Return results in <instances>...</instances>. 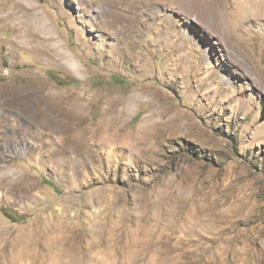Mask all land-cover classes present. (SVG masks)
Returning <instances> with one entry per match:
<instances>
[{"label": "rangeland", "instance_id": "374dc122", "mask_svg": "<svg viewBox=\"0 0 264 264\" xmlns=\"http://www.w3.org/2000/svg\"><path fill=\"white\" fill-rule=\"evenodd\" d=\"M241 1L0 0V264L62 231L66 264H264V8Z\"/></svg>", "mask_w": 264, "mask_h": 264}, {"label": "bare ground", "instance_id": "6f19581e", "mask_svg": "<svg viewBox=\"0 0 264 264\" xmlns=\"http://www.w3.org/2000/svg\"><path fill=\"white\" fill-rule=\"evenodd\" d=\"M241 5H242V10H244L245 12L249 10V7H253V8H264V0H243L241 1ZM37 8V7H36ZM34 8L33 11L31 12L30 15H32V24H35L34 26H37L41 32L43 33L44 36H40L38 40H34L32 42H36L37 44L35 46H38V51L40 50L42 53L46 52L47 54L50 53L55 61L58 62H62L63 64H65L66 66L70 67V71H73L76 75H80L81 72L84 70L82 68V64L81 62L78 60V58L76 57V55L70 54L69 52H67L65 50V48L58 42V37L55 36V31L53 30V28L47 23L46 18L42 15V13L39 12L38 9ZM30 11V9H28ZM251 11V10H250ZM25 13V12H24ZM22 14V13H21ZM29 14V13H28ZM16 15V14H15ZM19 15V13H18ZM24 15V14H22ZM21 16V15H20ZM17 19V18H15ZM27 34V33H26ZM33 45V44H32ZM53 46V47H52ZM84 74V73H83ZM69 93V92H68ZM67 93V94H68ZM66 94V95H67ZM70 94V93H69ZM63 96L66 97L65 99H60V96L57 98V100H75L73 101L71 104L69 103L68 106L71 105V107L73 109H75L77 112L80 111L79 106H82V102H78L77 97H72L70 96ZM73 95V94H72ZM46 97V96H45ZM57 97V96H56ZM48 98V97H47ZM46 99V98H45ZM49 100V98H48ZM52 100V99H51ZM55 100V99H54ZM56 100V101H57ZM57 101V102H58ZM67 101V102H69ZM66 102V101H64ZM83 107V106H82ZM58 108V107H57ZM85 110V108H83ZM72 111V110H71ZM66 112V111H65ZM75 112V111H73ZM81 112V111H80ZM84 112V111H82ZM72 114V113H71ZM70 113H66V114H62L63 117H74L75 119L77 118V114L74 113V116H70ZM79 116V113H78ZM80 118V117H79ZM81 119V118H80ZM79 119V120H80ZM73 120V119H72ZM71 120V121H72ZM70 121V119H69ZM76 121V120H75ZM75 124V123H73ZM83 125V124H82ZM84 126V125H83ZM81 128V127H80ZM79 129V128H78ZM91 128H88L87 126L82 127V130H78V131H82L81 133L83 134L85 138V140H83L84 142H88V140L90 139L88 137L89 134H91L90 131ZM146 130V129H144ZM143 131V130H142ZM150 131V130H149ZM70 203V202H69ZM111 228V227H110ZM102 229V228H101ZM108 229V228H107ZM116 229V228H115ZM114 229V230H115ZM109 231V230H108ZM117 232V231H116ZM115 232V233H116ZM107 233V232H106ZM110 235V231L108 232ZM118 233V232H117ZM39 234H41V231L39 232ZM99 234V233H98ZM105 235V234H104ZM103 235V236H104ZM113 235V234H112ZM42 236V235H41ZM118 236V234L116 235ZM101 237V236H100ZM111 237V235H110ZM121 237V236H120ZM36 238V237H34ZM115 239V238H114ZM120 239V238H119ZM52 244H50V248L48 250L47 253H44L43 255H41L38 252H25V249H19V247H21V240L17 241V245L16 247L13 248V250L8 252V257H9V264H66V262L69 260H67L68 257V253L67 250L70 249V246L68 248L65 249L64 246V232L62 231L61 235L58 236L57 238L54 237L52 238ZM122 240V239H121ZM29 243V242H28ZM111 243V242H110ZM101 244V243H100ZM108 244V243H106ZM112 244V243H111ZM15 246V245H14ZM96 246V245H94ZM100 246V245H99ZM102 246V245H101ZM109 246V245H108ZM18 247V248H17ZM24 247V246H23ZM50 256V257H49Z\"/></svg>", "mask_w": 264, "mask_h": 264}]
</instances>
